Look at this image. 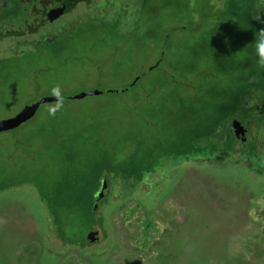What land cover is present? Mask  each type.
I'll return each mask as SVG.
<instances>
[{"label":"rangeland","instance_id":"obj_1","mask_svg":"<svg viewBox=\"0 0 264 264\" xmlns=\"http://www.w3.org/2000/svg\"><path fill=\"white\" fill-rule=\"evenodd\" d=\"M94 4L86 7L80 29L68 40L69 51L61 43L41 47L31 43L36 24L11 25L13 35L0 44L9 49L0 55V120L14 117L53 89L83 92L125 86L143 73L139 86L149 90V99L129 104L91 100L64 108L61 118L53 121L50 111L49 115L41 111L38 123L15 132L23 140L22 150L0 145V170L12 165L7 175L23 185L0 195V264H264V179L229 159L202 160L191 154L165 158L154 140L163 139L161 131L164 135L167 126L150 110L155 103L162 106L163 94H171L165 102L176 112L177 97L185 99V120L174 119L168 125L180 132L179 141L169 142L172 148L204 135L211 123L220 124L223 115L225 119L238 115L227 111L235 92L230 74L258 52L255 46L235 48L230 44L233 37L226 40L232 32L227 10H241L224 9L220 0H95ZM238 24L248 35L263 28L252 19L245 25L237 20L234 28ZM20 39L31 45L24 44L25 51H11ZM160 60H164L160 70L152 71L150 64ZM36 74L42 77L38 81ZM258 89L264 91V85ZM136 91L129 99H138ZM195 105L200 122L195 116L188 119ZM262 117L252 120L254 130L243 145L246 151L264 140ZM222 128L221 124L217 131ZM95 129L109 141L126 140L132 148L140 145L134 163L140 159L144 173L147 160L153 161L157 154L154 172L144 175L141 189L129 201L103 205L108 236L103 234L92 247L85 244L86 250L107 248L96 261L78 248L56 257L46 242L54 249L61 243L47 235L50 218L44 198L49 201L56 194L54 184L61 175L91 169L98 161L100 150L87 144ZM153 176L158 177L156 182ZM37 181L42 191L34 188Z\"/></svg>","mask_w":264,"mask_h":264},{"label":"trees","instance_id":"obj_2","mask_svg":"<svg viewBox=\"0 0 264 264\" xmlns=\"http://www.w3.org/2000/svg\"><path fill=\"white\" fill-rule=\"evenodd\" d=\"M248 2H250V0H242L240 2V9L238 10H241L239 12L241 13V15L236 19L239 22H244L246 19H248ZM257 16L260 19V16ZM102 20L106 21L107 18L103 17ZM233 20L235 19L232 18V21ZM92 22L98 25L100 23L96 20H92ZM76 24L77 26L75 27V29H78L81 24H78V21L76 22ZM75 29L71 31L72 33L70 34V37L74 34L73 32L75 31ZM245 31L246 30L240 24H238L235 28H232V32L235 35V41L232 42V45L235 48L239 49H242L244 45H249L251 49H255L254 46L256 47L258 43L257 33L259 29L257 30V33L253 34V37L248 35L247 32L246 34ZM53 45L55 44L53 43ZM12 51H16V49L13 48ZM57 51L61 53V51L63 52V49ZM259 59V52H257L254 59L247 61V63L242 65L237 72L230 74V77H234L235 92L230 99L231 101L229 102V106L232 107H228L227 111H230L232 114H238L236 117H231V119L248 121L246 120V118H249L250 120L256 118L254 115H252V112H255V110H252V108H250L249 106L250 101L253 100L252 98L254 97V95L261 96L262 94H264V91L258 89V87H263L264 85V66H261L258 63ZM163 62L164 60H160L158 63L150 64L151 66L149 67H152V71L160 70L159 64ZM40 78L42 77L36 74L37 81ZM178 82L181 81L178 80ZM41 85L42 84L37 87H40ZM148 91L149 90H144L143 87L139 86L137 91L135 92V95L138 99H136L135 97L129 99L128 96L130 94L125 96L115 94L111 97L104 96L101 98L78 101L67 105H43L40 107L38 113L34 118L22 124L16 129L3 132L0 135V145L1 147H13L15 151H19V149L22 150L24 146V143L22 142L23 140L18 137L15 132L22 129L23 127H26L27 124L29 125L35 121L36 123H38V117H42V115L39 114L41 111L45 112L48 115L50 111L53 118H49V120L53 121L54 119L61 118L64 113V108L68 109L70 107L80 105L81 103H88L91 100L100 102L104 98L113 99L114 102L120 104H129L131 101L140 103V98L144 100L149 99V97L147 96ZM132 95L133 94H131L130 96ZM168 98H171V94H169L168 96L166 94H163L162 106L160 102L159 104H153L152 108H150V110L152 111V117L159 116L161 123L167 126V128H163L167 131L164 132V135L161 131L163 139L154 140L160 144L159 148L162 149L163 156L165 158H170V160H173L175 156H182L185 158L191 154L201 156L199 158L202 160H208V158L211 156L222 159H229L237 165H245L250 171L255 170L253 171V173L257 172V176H260L264 179V164L261 166V162H264V150L260 146L252 145L251 148L253 149L251 151H246L244 149V142L239 140L233 142L224 139L220 144L210 141L206 143L204 141L205 137H211L213 134H216L217 128L221 126V124L222 127H227V122L229 123L231 119H225L226 115L220 117L218 122L220 123L219 125H217V123H211L208 132L204 135L197 136L194 139L188 138L190 142L187 139L182 140V142H180L178 146L172 148L170 146L171 144L169 145V142L172 143L173 140L179 141L180 132L178 131V128L177 131L172 128L169 130L168 125L174 119L184 121V110L188 109V106L186 105L185 99L179 95L175 100V102L180 104L177 107V109L179 110L176 112L173 106L167 105V102H165L166 100H168ZM245 102H249V104H245ZM57 105H59V107H57ZM196 107L197 105H195L194 108L191 107L192 117H188L189 120L192 119L193 116H195V110L193 109H196ZM195 117L198 118L199 122L201 121L199 117ZM262 119H264V117H262ZM251 124L253 127L252 121ZM14 134L15 137H13ZM194 135L195 133H192V136ZM89 139L90 140L87 142V144L90 146L92 144L94 150H100L98 161L91 166V169L84 168L77 174L67 172L64 175H61L58 181L54 184L56 187V194L53 193V197L48 198L49 201L43 196H40L42 202L43 198L46 200L45 204L47 206H45V209L50 218L48 225L49 232L47 235L48 237L50 236V238H53L57 242L61 243L59 245V249H54L53 244H51L50 242H46L47 246H49L48 251L54 252L55 254L51 252L49 253L55 255L56 257H58L59 253L64 251L66 252L71 248H79L91 260L96 261V257L100 254H103L107 248L102 247L97 251L91 249L86 250L85 244L90 242L87 240L85 233H87L89 230H100L103 232L104 236H108V225L107 222L105 223L106 220L102 213L103 205H110L113 203V201L123 202L125 201V199L127 200L128 198L134 196L133 193L141 189L144 175L152 171L154 172L152 167L153 161L157 157V154L154 155L153 161L148 162L147 160L145 165V173L144 169L141 167L142 163L140 162V159L138 160V164L135 165L134 161L138 157L137 153L141 151L140 145L138 147L134 146V148H132V144H129V141L126 140L109 141V139L105 136V134H103V131L100 129H95L94 134ZM52 143L53 141L49 142V145H51ZM12 144H14V146H12ZM110 151L111 155H109ZM7 156H10V154ZM62 157L66 164L69 163V156L67 154L63 155ZM244 163H247V165ZM9 167L13 166L7 165V168L3 169L4 171L0 170V195L3 192L8 191L9 189H14L15 187L19 188L23 186L21 181L13 182L12 177L7 175V172H10L11 170ZM151 180L153 182H156L158 180V177L153 176ZM36 183V185H33L34 188L42 191L41 187L38 184L39 182L37 181ZM103 183H105L106 185V188L104 190V197L98 203V208L95 209V195ZM129 200L130 199H128L127 201ZM99 243H90L89 246L92 247Z\"/></svg>","mask_w":264,"mask_h":264},{"label":"flooded vegetation","instance_id":"obj_3","mask_svg":"<svg viewBox=\"0 0 264 264\" xmlns=\"http://www.w3.org/2000/svg\"><path fill=\"white\" fill-rule=\"evenodd\" d=\"M66 1L68 0H0V44H5L7 38H9L8 36L13 35L10 27L14 24V22H21L25 24L26 27H30L31 23H33L34 25H37V33L30 34V36L32 37L31 43H37L38 46L44 44L49 45L53 43L55 45H58V43H61L62 45H65V51H69V47H67L66 44L71 38V31H73L77 26V21L78 24H81L80 19L81 16L86 13V7L89 8L95 5V0H74L73 6H70L68 9L65 7V10L62 11L61 8L56 4H59L61 2L64 3ZM220 1H224V9H226V7L228 6H232L236 8V10H238L240 9V2L242 0ZM247 6L248 13L252 15L250 18L256 20L257 22H260V25L264 27V23H262L264 22V0H250ZM36 7H38L40 11L37 10ZM227 11L228 14H231L232 16L230 17L231 21L228 22V26L233 28L237 23V17H239L241 13H237V11L231 10ZM257 15L260 16L259 20L254 18ZM232 18H234L235 20L232 21ZM246 22L247 20L242 23L245 25ZM79 29L80 28L75 29V31H78ZM246 32L249 31H245V33ZM233 36L235 35L233 32H231L226 40H230V38H232ZM24 44L27 47L31 45L27 41L20 39V42L17 43L16 51H20L21 48L24 51L27 50V47L23 46ZM7 47H3L0 45V55L9 50ZM10 49L12 51L13 48ZM252 99L253 100L250 101L249 106L250 108H252V110H255V112H252V115H254L256 118L262 116L264 114V94H262L261 96L254 95ZM245 104H249V102H245ZM233 120L234 119H231L229 123L227 122V127H225V129L224 127L222 128L224 129V131H217V133L213 134L211 137H205L204 141L206 143L210 141L217 144H220L224 139L233 142H235L236 140L242 141L241 136L234 135L231 124ZM246 120L248 121H241V123L247 130L246 140L243 141L245 145H247V143L249 142V135L253 131V127L251 124L252 120H250L249 118H246ZM226 130H228L229 133H227ZM257 146L264 148V140L259 141ZM101 241L102 239L95 243H99ZM79 250L82 251L81 249Z\"/></svg>","mask_w":264,"mask_h":264},{"label":"water","instance_id":"obj_4","mask_svg":"<svg viewBox=\"0 0 264 264\" xmlns=\"http://www.w3.org/2000/svg\"><path fill=\"white\" fill-rule=\"evenodd\" d=\"M73 1L74 0H68L64 3L61 2L56 5L60 7L62 11H64L65 7L68 9L70 6H73ZM36 9L39 10L38 7H36ZM144 75L145 73L133 77L128 82V85H125V86H109L101 90L93 89V90L83 91V92L78 91V90H75V91L62 90V91H58L59 95H55L53 92H48L45 95H43L39 100L35 101L34 103L30 105H26L25 107H23L14 117H11L5 120H0V135L3 132H7V131L18 128L22 124L34 118L36 114L38 113L40 107L43 105H48V104L67 105V104H71V103L78 102V101L90 100L93 98H101L104 96L111 97L115 94H120L121 96L128 95L132 93L134 90L136 91ZM231 124H232L234 135L241 136L242 141H245L247 130L245 129L241 121L234 119ZM105 188H106V185L105 183H103L95 195V198H96V203L94 205L95 209L98 208V203L104 197ZM86 238L90 243L93 244L95 242L100 241L103 238V233L100 230H91L88 232Z\"/></svg>","mask_w":264,"mask_h":264},{"label":"clouds","instance_id":"obj_5","mask_svg":"<svg viewBox=\"0 0 264 264\" xmlns=\"http://www.w3.org/2000/svg\"><path fill=\"white\" fill-rule=\"evenodd\" d=\"M254 18L259 20L258 16L254 17ZM262 23H264V22H262ZM257 40H258V43H257L256 47H257V50H258L259 56H260L258 63L261 66H264V29H260L258 31ZM53 93L55 95H59V92L56 89H53ZM57 107H59V105H57ZM118 159H119V157H118Z\"/></svg>","mask_w":264,"mask_h":264},{"label":"crops","instance_id":"obj_6","mask_svg":"<svg viewBox=\"0 0 264 264\" xmlns=\"http://www.w3.org/2000/svg\"><path fill=\"white\" fill-rule=\"evenodd\" d=\"M252 15H250L249 14V16H248V19H246L247 21L249 20V19H251L250 17H251ZM253 20V19H252ZM257 25L259 26L260 25V23L259 22H257ZM262 29H264V27L262 28ZM251 37H253V35L252 34H249ZM233 39H235V36H233ZM235 41V40H234ZM231 45H232V43H230ZM251 60V59H250Z\"/></svg>","mask_w":264,"mask_h":264}]
</instances>
